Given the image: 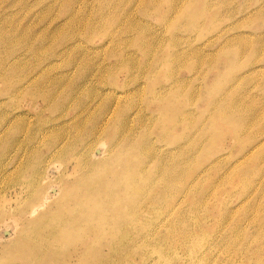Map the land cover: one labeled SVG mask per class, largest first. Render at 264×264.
Returning a JSON list of instances; mask_svg holds the SVG:
<instances>
[{
  "label": "rangeland",
  "instance_id": "1",
  "mask_svg": "<svg viewBox=\"0 0 264 264\" xmlns=\"http://www.w3.org/2000/svg\"><path fill=\"white\" fill-rule=\"evenodd\" d=\"M107 136L129 140L120 164L132 165L129 157L140 155L144 170L156 156L162 167L172 168L166 163L177 157L184 164L175 167L185 174L168 184L169 200L143 211L124 244H139L143 226L152 225L150 240L160 237L165 253L179 254L178 264H240L245 256L244 264H264V0H0V264L103 260L78 262L74 241L82 228L87 236L82 227L26 262L25 243L17 242L21 225L43 209L16 217L15 194L31 165L47 160L53 148L63 151L52 158L58 170L48 173L50 183L62 169H74L79 146L108 142ZM250 156L255 160L244 162ZM186 230L205 238L194 259L181 244ZM128 250H120L117 264H125ZM127 260L143 264L141 251L133 249Z\"/></svg>",
  "mask_w": 264,
  "mask_h": 264
},
{
  "label": "bare ground",
  "instance_id": "2",
  "mask_svg": "<svg viewBox=\"0 0 264 264\" xmlns=\"http://www.w3.org/2000/svg\"><path fill=\"white\" fill-rule=\"evenodd\" d=\"M174 1H176V0H174ZM184 2H185V0H183V3ZM175 4H174V7L176 6ZM205 4H207V3L205 2ZM179 7H182V6H179ZM171 8H169V9H171ZM205 10H206V8H205ZM207 10H208V8H207ZM175 11H177V10H175V8H174V13H175ZM178 11H179V9H178ZM114 39H115V37H114ZM1 71H3V70H1ZM63 124H64V122H63ZM53 127H54V125H53ZM101 130H103V127L101 128ZM91 132H92V129H91ZM95 134H96V132H95ZM95 134L93 133L94 136H95ZM98 135H100V134H98ZM160 135H163V134H160ZM114 137L107 136L108 142H105V143H103L102 141H96V140H95L96 142H94V143L90 142L91 144H93V147H91L92 148L91 152H89L91 149V148L89 149V147L92 146L91 144L90 145L87 144L88 146L87 145L82 146V147L79 146L80 149L78 148V151L73 152V154H72V156H74V158H75V161L73 162L74 163L73 164L74 169H72L70 172L65 171L63 169L61 171H59L58 174L56 175V181H54L55 183L54 182L50 183L51 181L50 182L48 181V178L50 176V175H48V173L49 172L54 173L55 170L57 172L58 169H57L56 164L52 158L55 155L60 154L63 151L62 150L63 147L57 146V148H53L52 149L53 152H51V154H50L49 158H47V160L43 159V158L41 160V158L39 156H37V157H39V159L31 165L32 175H30L28 177L24 186L20 185L19 191L16 192V194H15V196L18 200L17 204H15L16 205L15 209L16 208L21 209V212H19V213L17 212L18 215L16 217H18L20 219L21 218H24V219L28 218L29 219V217H31L32 215H35L39 210L43 209V212L40 215H37L34 218H31L29 221L26 222V224L24 222V224L21 225V226H23V225L25 226L23 229L24 234L20 233L18 236L19 237L18 240L16 239L17 242H19V240H20L19 245H22L23 241L25 243L24 248L28 251L27 255L25 254L22 256V258L24 257L25 261L27 259H29V260L41 259L43 256H45L46 252H48L51 249L52 250L56 249L57 246L59 245V242H62L63 240H65L66 238L71 236L73 233H77L78 231L82 230V232H83L82 235H76L75 236V234H74V236L77 237V241L75 240L74 244L78 242L75 245L79 246L78 252H77L78 262H82L84 260H87L88 258L92 259V257H94L96 255H101L97 259H100L103 256V260L102 261L99 260L98 262H94L93 264H117L118 262H116V259L120 255V250L124 246L129 245L128 253L127 254L125 253V255L123 256V260H122L125 264L128 263L127 256L130 255V253L133 249L141 251V259H142L143 264H146L148 258L151 256L157 257V260H156L157 262L155 261L153 264H172L175 262H176L175 264H178V259L180 258L179 254H177L174 251H172L169 254L165 253L164 249L166 248V246L160 237L153 239L154 241L150 240L151 239L150 230H151L152 225L151 226H145V225L143 226L144 227L143 230L145 231V233L141 237V239H140L141 242L139 244H134V242L133 243L128 242L126 244H124V243L127 241L126 239H129V236L125 233V231H129V232L133 231L132 226H134V224H136L139 221V218H140L139 216L142 215L143 211H150L154 207H159L160 202L162 200L168 199V197H166V195H165V193L167 194V191L169 190V189L167 190V188L169 186L168 184H171L172 182H174V180L176 178H178V179H179V177L181 178V175L184 173V172L181 173L183 171L182 168H181L182 171L180 170L181 172H179V173H177L178 171L177 172L175 171L176 170L175 167L183 164L182 159H181L182 163H180V164L178 163L177 155L174 158V159H176V157H177V159L174 161V163H172L173 159H171V160L167 159V162H168V160H170V161L166 164L170 163L169 166H171L172 168H166L165 166L162 167V165H160V160L156 156V157L151 159V162H152L151 167L147 166L150 169L144 170V166H145L144 164L146 162L141 166L143 158L141 159V155H140V156L129 157V158L135 160V162L132 165H123L117 161L121 156H123L121 154L120 150L121 149H129V146H130V145H128L129 140H128V138H123V139L118 141V140H115ZM94 138H96V137H94ZM94 138H92V139H94ZM82 140H84V138ZM83 142H85V141H83ZM110 142H111V144L109 145ZM261 142H262V140L260 141V143ZM53 144H54V142H53ZM72 144L73 143H71L70 146ZM160 145H158V146L160 147ZM257 147H255V148H257ZM23 150H24V153L22 152L19 154L20 155L19 159H21L25 155L26 148H24ZM64 150H66V149H64ZM137 150H138V147L135 150L136 153H138ZM147 152H149V151H147ZM171 152H172V150H171ZM153 153L154 152H152V157L154 156ZM150 155H151V152L149 153V156ZM142 156H144V155H142ZM223 156H222V158H223ZM244 156H246V155L244 154ZM144 157H146V156H144ZM160 157H162V156H160ZM217 157H215V158H217ZM218 158L214 161L211 160V163L210 162L208 164L206 163L208 165V167H205L206 168L205 172H209L212 170V168L214 167V162L219 160ZM31 159H33V157ZM251 160H255V159L251 158V156H250L247 160V158L245 157L244 162H246V161L252 162ZM258 160L260 161V158ZM241 161H243V160H240V162ZM18 164H22L20 162V160H19ZM27 164H28V162H27ZM230 164H232V163H230ZM236 165H237V163H236ZM237 168L238 167H236V170H237ZM202 170H204V169H202ZM233 170H231V171H233ZM70 175L73 176L72 180H69V181H71V183L67 180ZM261 177H263V176H261ZM239 178H238V180H240ZM181 180H183V178ZM242 180H243V178H242ZM58 182L60 183V187L57 186ZM67 182H69L70 184L66 186ZM45 185H46V187H45ZM258 186H259V184H258ZM253 187H255V185ZM184 188H185V185H184ZM184 188H183V190H185ZM261 188H263V187H261ZM48 189H50L51 191H49ZM171 189H173V188H171ZM181 189H179V190H181ZM230 189H232V188H230ZM175 190H177V189H175ZM168 192H170V191H168ZM260 192H261V190H260ZM167 195H169V194H167ZM172 195H173V193H172ZM214 195H215V192H214ZM177 196L178 195H176V197ZM212 196H213V194H212ZM25 200L27 203H25ZM162 203H164V202H162ZM220 203L222 204V202H220ZM166 204L168 205V203H166ZM180 205H181V199H180ZM242 205L243 204H241V206ZM246 205L247 204H245V206ZM10 206H12V205H10ZM161 206H162V204H161ZM250 206H253V205H250ZM247 207H248V205H247ZM140 209H141V211H140ZM250 209H252V208H250ZM22 210L24 212H22ZM165 210H167V209H165ZM236 210H237V208H236ZM168 211H169V209L167 210V213H165V215H164V219H163L164 222H167L169 220V217H167V216L171 215L168 213ZM219 211H221V210H219ZM229 211L230 210H228V213L230 214ZM251 211H254V210H251ZM0 212H1V210H0ZM10 212H12V211H10ZM172 212L175 213L176 211H172ZM5 213H6V211H5ZM162 214H163V212H162ZM178 214H179V211H178ZM143 215H145V214H143ZM225 215H226V213H225ZM0 216H1V214H0ZM151 216H152V214H151ZM170 218L172 219V217H170ZM173 218H176V217H173ZM193 218H195V216ZM158 219H159V217H158ZM199 220H198V222H199ZM233 220L237 221L236 219H233ZM238 221H239V217H238ZM253 221H254V219H253ZM13 222H14V220H13ZM141 222H143V221H141ZM161 223H162V221H161ZM211 223H212V221H211ZM5 224H7V222ZM16 224H15V226H16ZM154 224H155V222H154ZM165 224H167V223H165ZM160 225H162V224H160ZM217 225H219V223ZM191 226H192V224H191ZM82 227H85V234L87 236H84V228H82ZM165 227L166 226H163V228H165ZM193 227H195V226L193 225ZM76 228H82V229L76 231ZM170 228H171V231H173L172 228L174 229V227L170 226L167 229H170ZM167 229H165L166 233H169V232H167L168 231ZM193 230H195V229H193ZM193 230L192 231L186 230L184 232V234L182 235L184 240L181 241L182 242L181 244H183V247H184V253H187V257H189L191 259L192 258L194 259L197 256V253L194 250L200 244V242L204 241V239H205L204 236L201 237L200 236L201 234L197 235L196 232H194ZM86 232H88V233H86ZM90 236H92V237H90ZM199 238H200V240H199ZM71 240H73V238H71ZM101 243L107 247V252H100L99 248L96 246L99 244V246L101 247L102 246ZM3 246H5V245H3ZM90 247H91V251L89 250ZM102 250H104V248ZM261 251H263V252H261L260 254L261 255L264 254V249ZM257 256H259V255H257ZM257 256H256V258H257ZM245 257L247 259H243L242 260L243 262L248 261V259H249L247 256H245ZM243 258H244V256H243ZM263 260H264V258H263ZM243 262H241L240 264H244ZM261 262L262 261L260 259H257L255 261L256 264H262ZM49 264H51V263H49Z\"/></svg>",
  "mask_w": 264,
  "mask_h": 264
}]
</instances>
